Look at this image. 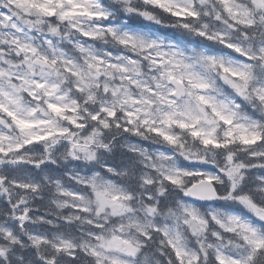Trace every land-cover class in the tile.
I'll use <instances>...</instances> for the list:
<instances>
[{
  "label": "clouds",
  "instance_id": "clouds-1",
  "mask_svg": "<svg viewBox=\"0 0 264 264\" xmlns=\"http://www.w3.org/2000/svg\"><path fill=\"white\" fill-rule=\"evenodd\" d=\"M0 264H264V0H0Z\"/></svg>",
  "mask_w": 264,
  "mask_h": 264
}]
</instances>
